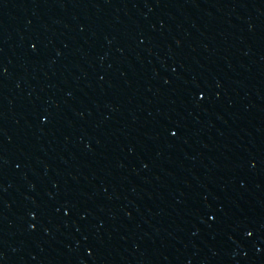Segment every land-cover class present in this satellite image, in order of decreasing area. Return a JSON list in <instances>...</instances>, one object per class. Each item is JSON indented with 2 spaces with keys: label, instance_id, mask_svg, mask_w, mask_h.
<instances>
[{
  "label": "water",
  "instance_id": "water-1",
  "mask_svg": "<svg viewBox=\"0 0 264 264\" xmlns=\"http://www.w3.org/2000/svg\"><path fill=\"white\" fill-rule=\"evenodd\" d=\"M0 264H264V0H0Z\"/></svg>",
  "mask_w": 264,
  "mask_h": 264
}]
</instances>
